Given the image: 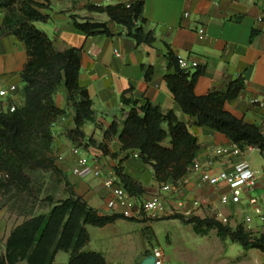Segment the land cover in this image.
<instances>
[{"label":"crops","instance_id":"crops-1","mask_svg":"<svg viewBox=\"0 0 264 264\" xmlns=\"http://www.w3.org/2000/svg\"><path fill=\"white\" fill-rule=\"evenodd\" d=\"M38 1L42 4L38 9L47 19L35 21L34 25L54 39L58 49L68 46L79 49V83L87 89L94 110V121L82 126L85 134L83 143L89 136L102 142L105 129L113 121L121 124L123 110L127 109L122 103V96L138 99L141 103L148 99L164 112L175 111L179 120L187 124L199 143L195 160L202 164L210 162L217 169L233 168L239 158L216 157L213 152L215 147L227 146L231 141L220 132L196 125L193 118L181 110L168 88L164 75L174 72L168 67V46L176 55L197 62L193 71L198 67L203 69L195 84L196 95L225 91L232 80L243 74L244 89L225 108L236 117L256 124L264 134V0H143L146 18L143 27L155 34L151 44H137L133 38L126 36L123 28L109 22L105 13L86 9L89 4L129 5L136 0ZM71 14L108 22L113 35H87L74 27ZM2 21L0 11V89L9 90L11 85H15L17 91L0 96V111L6 110L10 101L22 104L24 83L21 71L28 59L26 44L13 34H3ZM199 25L206 29L207 35L203 40L196 34ZM253 29L258 33L251 40ZM142 65L153 66L149 80L144 76ZM67 97L63 86L54 95L56 105L65 109L66 113L53 124L52 148L59 168L66 174L76 194L100 213L112 214L106 207L109 190L101 178L94 177L92 165L81 166L79 173H73L78 161L73 147H79L81 154L91 161L96 159L103 175H117L118 169L138 181L143 188L139 200L159 192L162 183L155 180L151 165L135 155L138 151L121 150L117 137L106 141L108 153L96 145L85 147L68 138L67 130L74 127V109ZM255 152L259 159L254 157ZM248 161L258 174L256 186L250 192L259 198L264 210V176L261 174L264 156L254 151L248 155ZM197 179L196 173L190 177L181 206H178L176 193L172 190L165 193L163 203L166 212L158 219L139 214L131 219L118 218L101 227L87 225L89 242L84 250L102 253L104 264H141L145 253L157 246L167 255L164 264H264V252L261 250H244L230 239H221L214 230L197 234L191 223L174 217L208 216L232 227L242 223L248 229L264 234V221L258 217L254 216L249 226L244 223L248 214L239 218V207L247 204L246 196L239 204H223L220 196L230 192L226 184L197 186ZM194 201L199 204L194 205ZM5 223L0 218L1 236L8 235ZM160 226L164 229L159 230ZM160 237H164V246L159 242ZM68 260L69 253L60 250L52 264H68ZM17 264L29 263L19 261Z\"/></svg>","mask_w":264,"mask_h":264},{"label":"trees","instance_id":"trees-1","mask_svg":"<svg viewBox=\"0 0 264 264\" xmlns=\"http://www.w3.org/2000/svg\"><path fill=\"white\" fill-rule=\"evenodd\" d=\"M41 6L38 0H0L2 33L13 34L22 40L28 55L21 71L23 102L14 111H0V193L11 194L17 211L25 216L10 232L5 251L0 252V264H17L19 261L52 264L60 250L69 253L68 264H104L102 253L84 250L89 242L86 226L101 227L125 217L117 213H100L90 206L76 194L66 174L59 168L52 148L53 124L65 115L66 110L56 105V92L65 87L67 101L74 109V127L66 132L73 143L85 147L96 145L108 153L106 141L117 137L121 150L138 151L142 161L151 165L155 180L162 184L176 185L188 172L197 156L199 143L175 111L164 112L158 104L148 99L141 103L138 99L125 96H122V103L127 109L123 110L121 124L113 121L105 129L102 142L89 136L83 143L85 134L82 126L94 121V110L87 89L79 83V49L69 46L58 49L55 40L34 25L35 21L47 19L38 9ZM86 9L105 13L109 22L123 28L126 36L133 38L137 44H151L155 40L154 31L143 27L146 23L143 0L129 5L89 4ZM70 18L74 27L87 35H113L108 22L78 14H71ZM257 33L256 29L252 30L251 40ZM166 55L168 67L174 72L165 74L164 79L181 110L193 118L196 125L224 134L240 148L251 145L264 155L261 128L236 117L225 108L244 89V75L240 74L232 80L225 91L199 96L194 88L203 69L198 67L193 71L180 67L177 55L169 46ZM142 69L149 80L153 66L142 65ZM112 155L116 156V153ZM41 173L49 174L54 179L55 188L63 186L65 196L56 198L54 194L47 193L39 199L42 183L36 186L33 176ZM116 174L123 187L140 199L143 193L141 184L118 169ZM35 205L47 209L34 213ZM174 217L191 223L197 234L214 230L221 239H230L244 250L257 248L264 252V234L247 229L242 223L232 227L208 216ZM150 253L147 251L145 256Z\"/></svg>","mask_w":264,"mask_h":264},{"label":"built area","instance_id":"built-area-1","mask_svg":"<svg viewBox=\"0 0 264 264\" xmlns=\"http://www.w3.org/2000/svg\"><path fill=\"white\" fill-rule=\"evenodd\" d=\"M196 34L200 40L205 39L207 35L205 27L201 25L197 26ZM177 57L178 63L182 68L193 69L197 66V62L195 61H188L180 55H177ZM16 91L17 87L15 85H11L9 90L0 89V96H6L10 92L14 94ZM16 107L17 104L10 101L7 109L9 111H14ZM254 151L259 150L251 145L240 148L232 142L227 146L215 147L213 152L216 157L239 158V160L234 163L231 170L213 168L210 162L202 164L199 161L194 160V163L188 169V172L178 181L176 185H172L170 183L162 184L159 192L152 194L149 198L144 200H139L135 196L131 195L123 187L121 180L117 175H103L96 159L91 161L88 156L81 154L79 147H73V152L78 154V161L77 166L73 168L72 171L73 173H79L81 166L91 164L93 167L94 177L101 178L104 186L109 190V195L106 199L107 209L112 213L120 214L121 216L129 219L134 218L143 212L152 219L162 217L166 212L163 198L165 193L169 190H172L178 195V206L183 205L185 188L189 183L190 177L196 173L198 177L196 182L197 186H217L224 183L229 187L230 192L220 196V201L223 204L230 202L239 204L246 196V202L250 206L252 213L245 216L244 223L249 226L252 223L254 216L258 217L259 220L264 221V210L262 204L259 198L250 192L254 190L258 176L256 170L251 167L248 161V155ZM135 155L138 156V152ZM261 174L264 176V166ZM193 204L198 205L199 202L194 201ZM218 215H220V213H218ZM150 254L154 256L155 264H164L167 260V255L164 250L158 246L154 247Z\"/></svg>","mask_w":264,"mask_h":264},{"label":"rangeland","instance_id":"rangeland-1","mask_svg":"<svg viewBox=\"0 0 264 264\" xmlns=\"http://www.w3.org/2000/svg\"><path fill=\"white\" fill-rule=\"evenodd\" d=\"M254 157H257V159H259L258 157V153L255 152ZM35 175V174H34ZM37 176H33V183H36V186H39L41 183L42 185L41 187V191L39 193V199L44 197L45 194L47 193H52L55 195L56 198H62L65 196V191L63 190V186H59L57 188H55V181L54 179H52L49 174L46 173H41V174H36ZM11 194L9 193H0V218L1 220L3 219V221L5 220V227H6V234H8L7 236H1L0 235V252L4 253L5 251V243L6 240L10 234V232L13 230V228L21 223L24 219L25 216L19 214V212L17 211L16 207L14 206L13 201L10 198ZM247 203V202H246ZM39 204V203H38ZM40 205V204H39ZM40 206L35 205L34 207V213H38L42 210L47 209V207L45 208H39ZM241 214L239 215V218H243V216H245V214H250L251 213V209L250 206L248 204H244V206H240L239 207ZM141 215H145V213H141ZM4 223V222H2ZM164 227L160 226L159 230H163ZM248 229V228H247ZM163 240V241H162ZM160 244L161 246H164V237H160Z\"/></svg>","mask_w":264,"mask_h":264},{"label":"water","instance_id":"water-1","mask_svg":"<svg viewBox=\"0 0 264 264\" xmlns=\"http://www.w3.org/2000/svg\"><path fill=\"white\" fill-rule=\"evenodd\" d=\"M141 264H155L154 256L150 254L144 257V259L141 261Z\"/></svg>","mask_w":264,"mask_h":264}]
</instances>
